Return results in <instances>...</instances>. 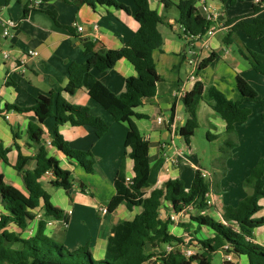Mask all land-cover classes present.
I'll list each match as a JSON object with an SVG mask.
<instances>
[{
	"label": "crops",
	"instance_id": "crops-1",
	"mask_svg": "<svg viewBox=\"0 0 264 264\" xmlns=\"http://www.w3.org/2000/svg\"><path fill=\"white\" fill-rule=\"evenodd\" d=\"M31 1L33 0H0V147L6 151V161L0 159V176L5 183L26 193L19 165L22 158H26L28 163L25 169L33 170L36 166L35 158L43 147L48 156L57 159L61 168L70 172L73 178L69 191L51 185L55 179L52 173H47L40 179L42 187L50 196V202L61 209L65 217L47 220V223L53 224L46 223L45 234L63 243L71 251L88 247L95 260H102L114 225L119 221H132L142 212L141 207L129 209L126 204H121L113 212L102 213V209H108L116 194L114 181L122 162L126 165V176H134L130 150L124 146L128 125L117 122L88 95L85 88L77 89L72 94L67 93L65 88L69 82L70 65L82 64L89 58L85 52L86 40L99 41L109 50L121 49L130 42L140 27L133 16L136 6L132 0H115L128 11L100 5L96 0H91V3L82 0H43V4L28 10ZM194 1L201 15L198 8L200 4H204L209 12L219 14L221 29L213 37L204 39L209 48L201 51L204 59L212 52L218 57L199 74L195 73V81H191L189 77L194 70L188 63V42L178 24L177 6L180 0H149L151 10L163 19L159 25L163 45L153 53L161 82L157 85L156 95L144 99L142 105L135 109L139 117H133V121L149 145L150 179L149 187L144 191L145 197L174 179H180L188 190L196 170H205L200 164L201 159L194 152V136L187 145L179 134V129L188 118L182 99L196 82L204 85V99L198 105L197 118L199 127H207V137L210 135L209 142L214 146L210 155L204 154L211 161L209 173L212 174L214 183V205L203 212L195 208L176 222L170 221L169 233L178 238L190 234L193 240L205 241L214 237V231L205 226L200 227L191 217L203 215L222 222V209L225 206H236L252 193L251 188L244 186V179L258 161L264 159L261 154L253 160L243 158L240 156L241 149L237 147L232 149L230 160H221L220 146L228 139L226 123L212 109L207 97L209 88L215 87L228 99L239 101L241 95L236 87L237 75L252 87L255 84L264 87V77L255 72L242 55H234L231 45L226 46L223 42L230 30V27L225 26L227 20L252 14L256 4H261L263 10L254 18H264V0L260 3L256 0H237L235 4L217 0L210 3L209 0ZM8 19L18 21V27L9 37H4L2 21ZM80 26L84 28L83 32L78 31ZM232 40L244 51L259 52V41L250 39L241 32L234 33ZM32 50L39 52V55L25 57ZM3 53L9 54L8 60L4 59ZM92 73L116 95L124 93L127 80L137 76L136 68L127 59H120L108 71L92 70ZM52 93H60L71 105L88 108L92 115L102 118L108 125V132L102 138H98L95 129L90 126H72L67 123L56 127L71 149L93 154L94 173H87L75 160L52 145V131L56 124L54 118H48L40 126L43 135L38 144L30 139L29 126L38 124V118L32 110L18 109H31L39 96H50ZM174 105L175 117L168 124L166 122L171 121ZM159 117H163L165 122L159 123ZM247 122H250L249 119L236 125V138L239 139L244 126H248ZM258 129L264 131V126L260 124ZM177 140L181 142L180 146ZM185 149L190 156L185 153ZM243 160L244 173L236 182L230 181L233 164ZM234 168L241 167L237 165ZM220 175H224V178L219 179ZM260 205L261 210L255 215L256 218L264 217V198L260 200ZM3 207L0 201V211L5 213ZM31 213L35 218L29 222L25 231H21L13 223L7 229L22 238L34 236L40 220L45 218L43 203L31 210ZM174 214L172 206L163 202L160 209L161 220H170V216ZM253 242L264 247V226L254 230ZM164 247L166 249L167 245ZM189 247L193 254L201 249L197 242H192ZM215 254L221 255L222 264L227 260L226 256H230L229 261L234 264H249L247 256L225 254L224 251Z\"/></svg>",
	"mask_w": 264,
	"mask_h": 264
},
{
	"label": "trees",
	"instance_id": "trees-1",
	"mask_svg": "<svg viewBox=\"0 0 264 264\" xmlns=\"http://www.w3.org/2000/svg\"><path fill=\"white\" fill-rule=\"evenodd\" d=\"M82 1L91 3V0ZM96 1L100 5L128 11L115 0ZM132 1L136 6L133 16L140 25L133 38L118 50L106 49L99 41L86 40L85 52L89 58L82 64L70 65L69 82L65 91L72 94L77 89L85 88L88 95L117 122L127 123L128 132L124 146L130 150L129 156L133 161V181L131 185L127 184L126 165L122 162L114 181L116 194L107 210L113 212L119 205L126 204L129 209L141 207L142 212L132 221H119L114 225L102 260L96 261L88 247L71 251L63 243L47 236V220H60L65 217L63 211L50 202V196L42 187L40 179L50 172L55 176L51 185L69 191L73 178L70 172L60 167L57 159L48 156L46 150L41 147L33 170L25 169L28 163L26 158H22L18 168L23 175L26 193L5 183L0 176V201L5 212L0 211V264H146L153 258V264H212V255L218 251L247 256L249 264H264V247L253 242L254 230L264 226V217H255L261 210L260 200L264 198V159L258 161L244 180V186L251 188L252 193L236 206H225L222 209V222H216L203 215L191 217L200 227L205 226L214 231V237L205 241L192 238V242H197L201 249L191 256H186L179 247L184 244L183 238L169 233L170 220H161L160 209L163 202L169 203L175 213H181L189 207L200 212L208 209L210 205L206 194L210 191V183L202 178L201 170H196L188 190L180 179H174L167 181L162 188L152 191L149 197H145L144 191L149 187L150 179L149 145L142 138L133 117H139L135 109L142 105L144 99L156 95L157 85L161 82L153 53L163 45V37L159 31L163 19L151 10L149 0ZM217 1L235 4L237 0ZM177 8L178 24L185 28L188 36H204L207 33L212 23L199 13L194 0H180ZM262 10L261 4H256L252 14L227 20L225 26L230 27V30L223 42L226 46L233 44L232 36L237 32L258 40L259 52L247 50L241 52V55L255 72L264 77V18H254ZM217 57L218 55L212 52L208 58L202 60L196 73L199 74ZM120 59L130 61L136 68L137 76L127 80L124 93L116 95L93 75L92 70L108 71ZM236 87L241 95L239 101L228 99L215 87L207 91L210 106L226 123L228 139L220 146L223 162L237 146L231 139L236 133V125L245 123L251 115V110L243 107V103L257 102L264 106V100L259 98L257 91L240 75L236 76ZM203 99L204 85L201 82H196L193 89L182 99L188 118L185 125L179 129V134L187 145L198 129L197 109ZM18 110L35 112L38 124L29 126V135L32 142L37 144L43 135L40 126L48 118H54L56 124L52 131V145L68 158L75 160L87 173H94L93 154L71 149L56 127L67 123L72 126H90L95 129L96 136L102 138L109 129L102 118L92 115L86 107L69 104L60 93L41 95L31 109ZM170 117L172 122L175 117V105ZM208 139L211 140L210 135ZM0 159L6 161V151L1 147ZM212 187L214 188V183ZM41 203L44 205L45 218L40 220L34 236L22 238L7 229L9 224L13 223L21 231H25L29 222L35 218L31 210L39 207ZM163 245L173 246V250L167 252L164 249L158 254L152 252ZM223 264L234 263L225 260Z\"/></svg>",
	"mask_w": 264,
	"mask_h": 264
},
{
	"label": "rangeland",
	"instance_id": "rangeland-1",
	"mask_svg": "<svg viewBox=\"0 0 264 264\" xmlns=\"http://www.w3.org/2000/svg\"><path fill=\"white\" fill-rule=\"evenodd\" d=\"M210 2H213V0L208 1V3ZM231 49L233 50V54L236 55L237 57L241 56V52H245L244 49H242L241 47H239V45H236L234 43L231 44ZM253 88L259 94V98L261 100H264V87H261L255 84ZM243 107L249 108L251 110V115L249 118L250 122H247L249 123L248 126L247 124L246 126H244L245 128H243L242 130L243 132L240 134L239 139L236 138L237 137L236 134L232 135L231 139L233 142L237 144V146H235L233 149H236L237 147L241 149L240 150L241 157L249 158L250 160H253L255 157H257L258 154L264 155V131H259L258 129L260 124L264 126V106L257 102H248V103L246 102L245 104L243 103ZM207 134H208L207 127L205 125L199 127V124H198V129L195 131V135L193 139V145L195 148V151H194L195 154L198 156V159H201L200 164L202 166V169L205 170L207 173H209V170L211 169V161L209 158L206 159L204 154L206 153L207 155H210L214 146L209 142ZM240 143H241V147H239ZM177 144L181 145V142L177 140ZM185 153L190 156V153L187 149H185ZM231 158H232V155L227 156L226 160H230ZM244 161L245 160H243V162H240V163L238 162V164L237 163L233 164L232 166L233 169L230 171V179H229L230 181L236 182L237 180L240 179V176L244 173V170L242 168L244 165ZM237 165H239L241 168L239 169L234 168V166H237ZM227 173L225 174V176L227 175ZM210 175L212 176V174ZM221 178L223 179L224 175H220L219 179ZM212 205H214V201ZM192 211L194 210H190L189 213H191ZM196 213H198V211ZM164 249L165 247L163 245L157 249L152 250V252L154 254H158ZM212 260L214 262L213 264H222L220 254L212 255ZM154 261H155V258H153L150 262L146 264H153Z\"/></svg>",
	"mask_w": 264,
	"mask_h": 264
},
{
	"label": "built area",
	"instance_id": "built-area-1",
	"mask_svg": "<svg viewBox=\"0 0 264 264\" xmlns=\"http://www.w3.org/2000/svg\"><path fill=\"white\" fill-rule=\"evenodd\" d=\"M261 0H256L257 3H260ZM41 4H43V0H33L30 2L29 6H28V10H32L37 6H40ZM198 8L200 9V11L202 12V16L209 22H211V26L208 29L207 33L202 36V35H198V36H188L185 33V28L180 25V29L183 31L184 33V37L187 40V50H188V54L190 56L188 63L191 67H193V74L190 75L189 79L191 81H195V73L197 72L200 63L202 62V60H204V58H202L201 56V51L203 49H208V45L206 44V41H204L205 38H211L213 37L216 32L218 31V29H221V26H219V14L217 13H213L212 11L209 12L208 8L204 5V4H200L198 6ZM2 27H3V36L4 37H9L12 33V31H14L17 27H18V21L14 20V19H8V20H4L2 21ZM95 29H97V26H95ZM84 28L82 26L78 27V31L79 32H83ZM39 55V52L37 51H28L27 55H25V57L27 56H32V57H37ZM4 59L8 60L9 59V54L8 53H3ZM158 122L159 123H164L165 120L163 117H159L158 118ZM170 120H168L166 123L170 124ZM50 173V172H48ZM201 176L203 179H205V181H207L208 183H210V191L206 194V198L208 199V204L211 206L212 205V193H213V187H212V177L209 173H207L206 171H201ZM133 181V176H127L126 177V182L128 185H131ZM193 210V207H189L188 209L184 210L181 213H175L174 215L170 216V221L172 222H176L178 218H180L181 216H186L188 215L189 211ZM108 210L107 209H102V213H107ZM63 222H65L63 220ZM53 222H49L47 223V225H52ZM183 241L184 244H181L179 247L180 249H182V252L186 255V256H191L193 255V252L190 249V243L192 242V237L189 234H186L183 237ZM167 252H170L173 250V246L167 245L166 249ZM227 260H230V256H226Z\"/></svg>",
	"mask_w": 264,
	"mask_h": 264
}]
</instances>
